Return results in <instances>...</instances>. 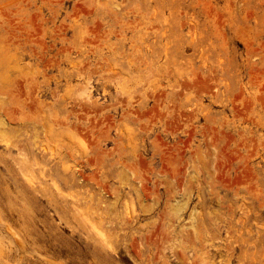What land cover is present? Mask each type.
Returning a JSON list of instances; mask_svg holds the SVG:
<instances>
[{
  "label": "rangeland",
  "instance_id": "1",
  "mask_svg": "<svg viewBox=\"0 0 264 264\" xmlns=\"http://www.w3.org/2000/svg\"><path fill=\"white\" fill-rule=\"evenodd\" d=\"M158 227L264 264V0H0V264H127Z\"/></svg>",
  "mask_w": 264,
  "mask_h": 264
},
{
  "label": "bare ground",
  "instance_id": "2",
  "mask_svg": "<svg viewBox=\"0 0 264 264\" xmlns=\"http://www.w3.org/2000/svg\"><path fill=\"white\" fill-rule=\"evenodd\" d=\"M25 175H27V174H25ZM25 178H28V176H26ZM32 178H35V177H32ZM29 179H30V177H29ZM35 179H37V178H35ZM28 181V180H27ZM31 181H33V180H31ZM32 185H34V183H32V182H30ZM55 186H56V190H58V186L55 184ZM59 191V190H58ZM58 193V192H57ZM59 198V197H58ZM129 221V220H128ZM99 224V223H98ZM97 225V224H96ZM100 225V224H99ZM99 225H98V228H99ZM155 226V225H154ZM153 226V227H154ZM97 227V226H96ZM96 227H94V228H96ZM168 227V226H167ZM173 226H169V229H171ZM199 227V226H198ZM4 228H5V226H4ZM141 228V227H140ZM160 227H158V228H154V229H152V231H151V229L148 231L149 233L148 234H146V235H148L144 240L142 239L143 238V236H142V238H140V239H142L141 241L142 242H138L139 241V239H138V241L135 239V238H131L130 237V239H131V242L128 244V245H126L127 247H128V252H129V255H130V257L132 256L133 258H131V259H128V257L127 256H124V260L126 261V263L127 264H132L131 262H132V260L134 261L135 260V264L137 263V264H141V263H139L140 262V260H142V257H143V251H142V248L144 247V248H147L148 250L147 251H149L150 252V255L149 254H147V256H149L148 257V264H198V262H197V257L196 256H193L194 258H193V261H189V255L186 253V251H184V252H181V250H177V252H175V250H176V247H175V250H174V252L177 254V253H184V254H178V255H176L173 251H170V253L171 252H173V256L175 257L174 259H175V261L174 262H172V260H170L169 258H168V256H167V254H166V252H167V248L169 249V247H164V243H165V241L167 240V239H169V236L173 233V232H175V231H173L174 229H172L171 230V232L170 233H168L167 232V234H164L166 231L165 230H163L162 231V229L160 230L159 229ZM175 228V227H174ZM200 228V227H199ZM199 228H197L196 229V231H194V234H192V233H186L187 234V236H188V238L190 239V241H188L189 243H187L188 245L190 244V248H191V252H193L192 254L193 255H197V253L199 252V249L201 250V248H197L196 247V242H195V240H202V239H200V237H202L203 236V232H200V231H198V229ZM95 230V229H94ZM99 230V229H98ZM97 230V231H98ZM167 231H168V229H166ZM101 231V230H100ZM128 231V230H127ZM204 231V230H203ZM219 231V230H218ZM10 232V231H9ZM188 232V231H187ZM220 232V231H219ZM98 233H99V231H98ZM101 233V232H100ZM127 233V232H126ZM203 233V234H202ZM202 234V235H201ZM99 236V235H98ZM100 236H101V234H100ZM219 236H220V234H219ZM18 237V236H17ZM175 237V236H174ZM19 238V237H18ZM170 238H172V236L170 237ZM219 238V237H218ZM175 239V238H174ZM101 240H102V237H101ZM105 240V239H104ZM172 239H170V241H171ZM170 243V242H169ZM168 243V244H169ZM175 243V242H174ZM104 244H107L106 242L104 243ZM167 244V245H168ZM172 244V243H171ZM170 245V244H169ZM176 245V244H175ZM181 245V244H180ZM201 245H203V240H202V242H201ZM139 247H140V249H139ZM171 247V246H170ZM182 247V246H181ZM186 247V246H185ZM143 248V249H144ZM173 247H171V249H172ZM178 248V247H177ZM189 249V248H188ZM170 250V249H169ZM185 250H187V249H185ZM152 251H154V253L152 252ZM179 251V252H178ZM183 251V250H182ZM189 251V250H188ZM148 252V253H149ZM203 252H204V250H203ZM190 253V252H189ZM48 263L49 264H55V263H53L52 261H50V260H48ZM200 264V263H199ZM201 264H206V263H201Z\"/></svg>",
  "mask_w": 264,
  "mask_h": 264
}]
</instances>
